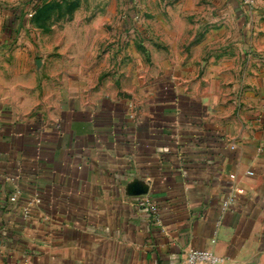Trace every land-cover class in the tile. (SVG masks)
Segmentation results:
<instances>
[{
    "label": "crops",
    "instance_id": "obj_1",
    "mask_svg": "<svg viewBox=\"0 0 264 264\" xmlns=\"http://www.w3.org/2000/svg\"><path fill=\"white\" fill-rule=\"evenodd\" d=\"M178 3L122 90L0 55V264H264V0Z\"/></svg>",
    "mask_w": 264,
    "mask_h": 264
},
{
    "label": "rangeland",
    "instance_id": "obj_2",
    "mask_svg": "<svg viewBox=\"0 0 264 264\" xmlns=\"http://www.w3.org/2000/svg\"><path fill=\"white\" fill-rule=\"evenodd\" d=\"M179 5L178 0H0V55L11 60L20 51L42 80L58 84L81 69V76L96 77L97 90H122L140 62L154 70L168 54L174 35L164 30L165 22L171 31L176 28L172 14ZM190 35L184 33L183 42ZM86 54L91 55L86 68L68 63Z\"/></svg>",
    "mask_w": 264,
    "mask_h": 264
},
{
    "label": "built area",
    "instance_id": "obj_3",
    "mask_svg": "<svg viewBox=\"0 0 264 264\" xmlns=\"http://www.w3.org/2000/svg\"><path fill=\"white\" fill-rule=\"evenodd\" d=\"M241 2L245 6V8L249 9L250 11L256 10V0H241ZM15 199V196H13L10 198V201H15ZM145 203L148 205L150 212L154 216V218L158 220L159 213L157 207L153 205L149 200H146ZM226 205L227 204L224 203L223 207H225ZM220 261V258L210 251L190 250L186 256L185 264H220Z\"/></svg>",
    "mask_w": 264,
    "mask_h": 264
},
{
    "label": "water",
    "instance_id": "obj_4",
    "mask_svg": "<svg viewBox=\"0 0 264 264\" xmlns=\"http://www.w3.org/2000/svg\"><path fill=\"white\" fill-rule=\"evenodd\" d=\"M139 193H140V192H135L134 194H135V195H138Z\"/></svg>",
    "mask_w": 264,
    "mask_h": 264
}]
</instances>
